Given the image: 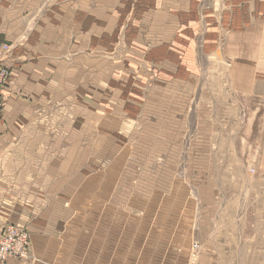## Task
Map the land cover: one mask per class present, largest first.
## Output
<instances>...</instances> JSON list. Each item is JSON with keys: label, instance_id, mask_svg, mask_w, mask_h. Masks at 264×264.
Segmentation results:
<instances>
[{"label": "crops", "instance_id": "1", "mask_svg": "<svg viewBox=\"0 0 264 264\" xmlns=\"http://www.w3.org/2000/svg\"><path fill=\"white\" fill-rule=\"evenodd\" d=\"M3 45L0 233L11 224L33 244L55 237L91 181L102 193L107 178L118 208L119 197L146 201L193 180L200 147L214 164L216 99L198 81L219 48L248 116L239 131L260 141L264 162V0H0ZM188 132L201 139L186 142ZM240 147L245 160V138Z\"/></svg>", "mask_w": 264, "mask_h": 264}, {"label": "rangeland", "instance_id": "2", "mask_svg": "<svg viewBox=\"0 0 264 264\" xmlns=\"http://www.w3.org/2000/svg\"><path fill=\"white\" fill-rule=\"evenodd\" d=\"M227 57L220 48L206 57L198 81L200 91L216 99L214 119L219 126L206 134L214 143L209 148L214 164L207 166L206 146L200 147L194 161L204 164L198 163L193 180L176 182L170 195H152L146 201L119 197L125 204L118 208L110 202V181L105 178L97 194L91 181L86 193L71 197L75 211L58 235L33 244L25 230L28 254L18 263L189 264L190 246L197 243L201 250L196 264H264V162L258 154L259 140L252 132L239 131L240 118L243 122L248 116L240 115L243 107L232 93ZM193 135L186 133L184 140L201 139ZM242 138L247 143L245 160L240 154ZM187 183L195 195L190 187L185 189ZM208 191L215 194L214 208L208 204ZM209 249L215 261L202 254Z\"/></svg>", "mask_w": 264, "mask_h": 264}, {"label": "built area", "instance_id": "3", "mask_svg": "<svg viewBox=\"0 0 264 264\" xmlns=\"http://www.w3.org/2000/svg\"><path fill=\"white\" fill-rule=\"evenodd\" d=\"M8 47L3 45L0 47V56L8 51ZM11 80V72L6 69L0 61V99L2 93ZM29 247V235L23 228L14 225H6L0 233V264L8 260L22 262L27 258ZM201 247L197 243H192L189 249V264H196Z\"/></svg>", "mask_w": 264, "mask_h": 264}]
</instances>
